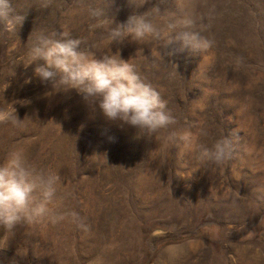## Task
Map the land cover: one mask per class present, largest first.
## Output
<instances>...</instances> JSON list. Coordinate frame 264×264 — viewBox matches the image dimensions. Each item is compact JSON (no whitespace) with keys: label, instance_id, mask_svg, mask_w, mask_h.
Wrapping results in <instances>:
<instances>
[{"label":"rangeland","instance_id":"374dc122","mask_svg":"<svg viewBox=\"0 0 264 264\" xmlns=\"http://www.w3.org/2000/svg\"><path fill=\"white\" fill-rule=\"evenodd\" d=\"M86 2L12 0L24 19L0 28V113L21 121L0 122V163L23 149L30 164L58 174L62 204L88 226H0V264H264V0H182L204 17L214 44L172 54L151 41L109 42L110 22L90 27ZM158 2L105 0L106 13L115 26ZM52 29L98 57L133 63L167 102L174 130L208 146L228 135L232 158L203 162L180 142L169 147L106 119L75 91L50 92L25 44Z\"/></svg>","mask_w":264,"mask_h":264},{"label":"clouds","instance_id":"9594fccd","mask_svg":"<svg viewBox=\"0 0 264 264\" xmlns=\"http://www.w3.org/2000/svg\"><path fill=\"white\" fill-rule=\"evenodd\" d=\"M147 0L136 7L140 8ZM165 0L142 13H133L125 22L113 26L106 13L105 0H87L86 11L92 28L110 22L106 39L122 43L133 41L156 42L173 52L207 51L214 41L204 35V17L182 0H174V9H162ZM24 17L15 14L12 0H0V28L16 30ZM80 39L67 31L55 29L29 36L25 46L28 65H36L34 73L51 85L54 94L75 91L90 105L98 107L110 121H120L144 133L158 137L166 146L177 142L192 148L203 162L216 165L231 159L235 151L233 139L222 136L211 146L200 143L190 130L177 132L175 117L167 110V102L137 72L133 63L121 59L120 54L97 56L90 47H82ZM12 111L15 113V109ZM13 120L16 115L0 113V122ZM60 177L29 163L23 149L14 148L0 163V226L13 232L17 225L48 219L53 223L68 221L87 231L88 226L79 214L65 207L58 196Z\"/></svg>","mask_w":264,"mask_h":264},{"label":"trees","instance_id":"16d2710c","mask_svg":"<svg viewBox=\"0 0 264 264\" xmlns=\"http://www.w3.org/2000/svg\"><path fill=\"white\" fill-rule=\"evenodd\" d=\"M186 236H195L194 233H189Z\"/></svg>","mask_w":264,"mask_h":264}]
</instances>
